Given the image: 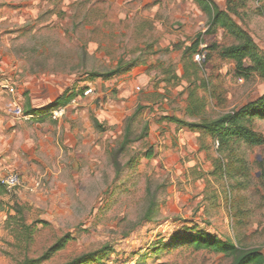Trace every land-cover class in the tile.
Listing matches in <instances>:
<instances>
[{
  "label": "rangeland",
  "instance_id": "obj_1",
  "mask_svg": "<svg viewBox=\"0 0 264 264\" xmlns=\"http://www.w3.org/2000/svg\"><path fill=\"white\" fill-rule=\"evenodd\" d=\"M214 2L224 9L223 0ZM261 10L264 1L248 0L235 21L264 56ZM206 23L192 0H0V179L20 181L0 193V264L38 258L65 236L66 246L44 264L105 245L111 251L100 264H230L186 243L154 252L193 226L264 256V145L220 148L200 129L168 120H215L264 95V78L218 56L235 44L223 31L206 38L218 48L194 61L188 50ZM120 60L133 66L90 80ZM83 89L91 92L59 105L60 118L54 110L23 114L27 103L41 109ZM129 118L133 137L142 138L120 155L116 175L110 153ZM249 125L264 138V116ZM15 204L29 238L13 218Z\"/></svg>",
  "mask_w": 264,
  "mask_h": 264
},
{
  "label": "trees",
  "instance_id": "obj_2",
  "mask_svg": "<svg viewBox=\"0 0 264 264\" xmlns=\"http://www.w3.org/2000/svg\"><path fill=\"white\" fill-rule=\"evenodd\" d=\"M198 8L207 16L206 31L200 34L196 41L192 44L188 50L192 52V55L200 51V46L203 44L206 46L205 51L216 50L217 44L206 42L208 36L214 38L218 31H223L230 36L235 44L228 47L221 48L218 51V56L221 59L231 62L237 72L246 76V72L255 73L264 78V56L259 53L252 37L235 21L239 18V10L245 6L248 0H223L224 9H221L214 0H192ZM257 3H261L264 0H255ZM260 15L264 16V11L260 12ZM187 54V49L183 51V56ZM136 63V61H131ZM246 63L249 65L246 67ZM133 65L129 62L125 63L124 60H120L115 69L105 73H91L90 80L94 81L99 78L102 80H110L111 78L121 75L130 70ZM87 89H83L79 96H76L74 92H66L60 98L55 100L51 105L41 109H32L27 103L23 109L24 116L33 118H41L46 113L47 115L51 110L59 109L61 105L65 107L70 104L72 100L77 97L83 96V93ZM61 107V108H62ZM193 114V113H192ZM191 115V114H190ZM264 116V95L258 99L249 102L248 104L230 111L225 115L211 121L201 122L199 124H187L176 118L168 119L171 123L176 125H185L189 128H198L202 132L207 133L215 143H218L220 148L227 146L230 141L240 142L247 144L251 147H260L264 145V138L250 127V122L255 117ZM132 118V117H131ZM131 118L126 123L122 142L119 146L111 151V162L116 175H119L122 170V166L119 161L120 155L126 150L130 143L136 142L141 139V136L133 137L131 130ZM93 124L96 128L100 129L101 126L98 121L94 120ZM152 151L149 150L145 153L144 157L147 160L152 158ZM223 173L228 170L223 169ZM5 187L0 185V193L5 191ZM156 208V204L153 200L149 201L148 208L145 213V220L149 221ZM15 216L14 219L22 227L23 232L26 234V238L31 236V230L24 223L23 208L20 205L15 204L12 209ZM183 233L172 238L169 245L163 247H155L153 250L155 253L161 252L165 248H171L178 243H186L192 249L200 251L205 250L216 254H221L230 260V264H264V256L257 249L243 250L238 248L231 240H221L215 237L205 230L199 227L193 226L190 229H184ZM68 242V236L62 237L57 240L46 252H44L38 258L25 257L21 264H44L55 253L61 251ZM111 248L108 245L103 246L97 251L81 254L64 264H100L103 258L108 256V252Z\"/></svg>",
  "mask_w": 264,
  "mask_h": 264
},
{
  "label": "built area",
  "instance_id": "obj_3",
  "mask_svg": "<svg viewBox=\"0 0 264 264\" xmlns=\"http://www.w3.org/2000/svg\"><path fill=\"white\" fill-rule=\"evenodd\" d=\"M205 49H206L205 45L200 46V51L194 55V61L195 62L201 63V62L205 61V54L206 53H204V54L202 53L203 51L205 52ZM90 92L91 91L86 90L83 94H84V96H87ZM75 102H76V100L71 101V103H75ZM63 113H64V109L59 108V109L52 111L50 114L52 115L53 119H57V118H60L63 115ZM215 145L218 146V143L216 142ZM0 185L4 186L7 189H12V188L18 187L20 185V181H19L18 176L10 175V176H7L5 178L0 179ZM120 264H132V263L131 262H128V263L123 262Z\"/></svg>",
  "mask_w": 264,
  "mask_h": 264
}]
</instances>
